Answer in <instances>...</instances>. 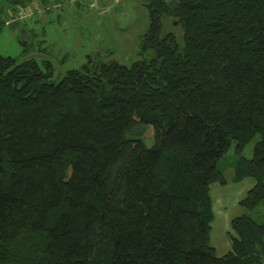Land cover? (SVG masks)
Here are the masks:
<instances>
[{
	"label": "trees",
	"instance_id": "16d2710c",
	"mask_svg": "<svg viewBox=\"0 0 264 264\" xmlns=\"http://www.w3.org/2000/svg\"><path fill=\"white\" fill-rule=\"evenodd\" d=\"M141 1L149 59L90 55L56 81L0 53V264H264V0ZM229 168L255 185L218 256Z\"/></svg>",
	"mask_w": 264,
	"mask_h": 264
},
{
	"label": "rangeland",
	"instance_id": "374dc122",
	"mask_svg": "<svg viewBox=\"0 0 264 264\" xmlns=\"http://www.w3.org/2000/svg\"><path fill=\"white\" fill-rule=\"evenodd\" d=\"M17 1L0 0V21L4 23L0 27V53L18 61L26 57L39 62L49 59L55 67L56 81L69 70L80 69L90 55L102 61L115 60L125 65L154 56L152 50L146 53L141 50L140 36L149 25L148 11L141 0H119L118 5L114 0H31V3L27 0L25 6L44 7L45 13L26 21H17L16 27H10L7 22ZM91 1L96 4L95 9L85 5ZM104 9L107 13L102 11L103 15H100L99 12ZM171 30L181 35L180 29L165 20V31ZM253 144L245 148L247 157L252 153ZM234 160L236 157L231 150L220 160V169H225ZM215 190L211 192L213 197ZM227 192L225 199L231 201V194ZM240 209L245 212L240 206L228 208L233 213ZM228 230L231 231V228ZM228 232L221 219L212 224L210 245L217 255L231 248Z\"/></svg>",
	"mask_w": 264,
	"mask_h": 264
},
{
	"label": "crops",
	"instance_id": "0c3cea01",
	"mask_svg": "<svg viewBox=\"0 0 264 264\" xmlns=\"http://www.w3.org/2000/svg\"><path fill=\"white\" fill-rule=\"evenodd\" d=\"M115 4L117 5L120 4V1L116 0ZM81 5L84 6L83 3ZM85 5H88L90 9H95L96 7L95 2H92V1L90 3L86 2ZM102 11L103 12L106 11L104 14L107 13V10L104 9L99 12L100 15H103ZM234 174L235 172L232 168L227 169L225 171L226 184L214 183L210 187V198H211L212 209H213V214H214V220L212 224L218 221V219L219 220L221 219L224 224L225 230L229 232L230 230H228V228L229 229L231 228L232 220L238 216H241L243 213V210L240 209V210H237L235 213H233V212H229L228 208L231 209L232 207H237V206L242 207L240 205V202L242 201V199L246 197L248 191L255 185V181L250 177L244 178L238 182H234L233 181ZM214 190H215V193H214L215 195L213 197L211 196V192ZM227 191L230 192L231 194V198H232L231 201H226L225 199V195ZM212 224H211V227H212ZM210 240H211V237H210ZM224 245L226 248H228L226 244ZM227 252L228 250L224 251V253L219 254L218 256H222L226 254Z\"/></svg>",
	"mask_w": 264,
	"mask_h": 264
},
{
	"label": "built area",
	"instance_id": "2783aa9c",
	"mask_svg": "<svg viewBox=\"0 0 264 264\" xmlns=\"http://www.w3.org/2000/svg\"><path fill=\"white\" fill-rule=\"evenodd\" d=\"M45 11L46 8H42V7H36L33 9L32 8L22 9L19 13H17L12 18H10V20L7 22V25L21 20L31 19L37 15H42L45 13Z\"/></svg>",
	"mask_w": 264,
	"mask_h": 264
}]
</instances>
